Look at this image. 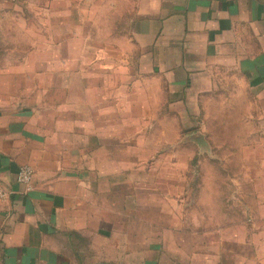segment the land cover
<instances>
[{
	"label": "crops",
	"instance_id": "obj_1",
	"mask_svg": "<svg viewBox=\"0 0 264 264\" xmlns=\"http://www.w3.org/2000/svg\"><path fill=\"white\" fill-rule=\"evenodd\" d=\"M90 2L116 13L132 46L126 86L159 77L165 108L181 100L196 109L199 95L220 94L208 107L256 113L257 130L235 139L264 141V0ZM9 59L0 55V264H264V165L235 167L234 184L188 182L180 202L176 184L152 190L145 166L116 159L131 153V136L115 128L130 120L115 117L112 98L84 99L79 81L74 100L48 112L30 101V71ZM101 80L114 93L113 79ZM22 166L33 171L30 189L17 181Z\"/></svg>",
	"mask_w": 264,
	"mask_h": 264
},
{
	"label": "rangeland",
	"instance_id": "obj_2",
	"mask_svg": "<svg viewBox=\"0 0 264 264\" xmlns=\"http://www.w3.org/2000/svg\"><path fill=\"white\" fill-rule=\"evenodd\" d=\"M2 3L0 55L10 57L5 65L17 68L22 75L30 71V101H38L39 107L48 112H59L56 102L74 100L78 95L74 86L79 81L84 99L98 103L112 98L115 117L130 120L129 124L115 126L116 130L124 128L131 136L130 155L125 153L123 158L116 159H123L125 165L145 166V179L152 182L148 188L165 190L176 184L170 192H177L181 202L188 182L220 179L234 184L240 180L235 167L249 168L257 161L264 165V157L257 158L261 150L264 152V141L235 139L238 134L248 137L257 130L251 117L256 114L254 110L235 113L232 108L221 111L218 107H208L210 103L218 104L217 93L205 99L199 95L196 109L188 108L181 100H174L165 108L167 94L159 77L147 76L140 83L137 79L135 83L124 84L128 78L123 72L127 64L122 60L123 52L132 46L123 40L122 30L115 29L116 23L109 18L116 17V13L100 12L98 4L93 9L90 0H3ZM108 67L114 70L111 74L96 71ZM23 78L20 73V83ZM106 79H113L109 86L114 87V93L107 91L108 85H99L100 80ZM39 86L43 91H38ZM194 96L188 95L190 100ZM204 104L207 108H203ZM196 116L198 119H192ZM220 165L233 168L220 173ZM250 175L243 174L244 178ZM233 191L228 188L227 196ZM242 195L245 206L249 200L245 185Z\"/></svg>",
	"mask_w": 264,
	"mask_h": 264
},
{
	"label": "built area",
	"instance_id": "obj_3",
	"mask_svg": "<svg viewBox=\"0 0 264 264\" xmlns=\"http://www.w3.org/2000/svg\"><path fill=\"white\" fill-rule=\"evenodd\" d=\"M33 171L29 166H22L20 167L18 174H17V181L25 189H30L31 182H32ZM7 193L0 187V196L2 198L6 197Z\"/></svg>",
	"mask_w": 264,
	"mask_h": 264
}]
</instances>
